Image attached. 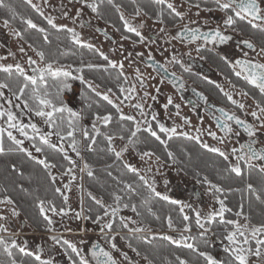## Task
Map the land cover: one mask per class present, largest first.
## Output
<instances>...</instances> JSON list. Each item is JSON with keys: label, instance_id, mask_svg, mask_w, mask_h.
<instances>
[{"label": "snow or ice", "instance_id": "obj_1", "mask_svg": "<svg viewBox=\"0 0 264 264\" xmlns=\"http://www.w3.org/2000/svg\"><path fill=\"white\" fill-rule=\"evenodd\" d=\"M26 3L31 4V0H25ZM69 4L76 3L81 7L76 10V17L81 15V10L83 8L90 9L92 13H97L99 11V5L97 0H68ZM187 2V0H185ZM112 3V0H109ZM158 4H164L165 0H156ZM44 4H48V0H44ZM199 9L200 4L191 5ZM0 7L7 8L8 14L15 19L17 13L15 9L4 4V0H0ZM113 7L119 12L120 8L118 5L113 4ZM168 9L171 10V14L180 19L184 18V14L176 10V7L169 3L167 5ZM34 10L40 15L44 16L43 11L36 5H33ZM203 11L206 12H219L222 13V19L217 23L215 28H211L207 31H202L200 27L190 28L188 25H184L183 33L178 31L172 39H180L182 41H187L191 44H196V52L200 53L202 49L206 48L208 45H212L213 48H218L220 45L228 44L229 41L233 39L232 35H228L229 31L241 35L245 31V26L252 30L259 31L264 34V0H213V6L205 7ZM141 14V9L137 8L135 15L139 16ZM199 15V13H197ZM63 16L68 18V13L63 12ZM21 22L29 29H34L39 33H46V29L38 26L33 22L31 18L20 17ZM47 24L55 29L56 32L66 33L70 42L74 45H78L80 48L93 50V45L82 40L81 35L75 31L73 28H69L66 25H57L55 23L54 16H46ZM120 20L123 22L124 31L127 33H133L139 38L142 43L145 37L141 34L138 27L133 26L125 19L123 13L120 14ZM75 22V21H74ZM164 23L163 20L159 21ZM83 26V25H81ZM3 27L10 28V20L5 18L3 20ZM143 24L139 25L142 28ZM11 34L21 40L25 37L17 31L14 27L10 28ZM161 32L164 31L163 28L160 29ZM107 34L105 33V36ZM122 39H128L127 36H122ZM45 43H49L48 36H44ZM202 43H199L201 42ZM27 42V41H26ZM244 48L255 51V46L248 39H243L239 42ZM32 51L35 52L38 57L37 60H33L28 57L27 64L31 67V74H28L24 67L20 63L13 64H0V73L6 75V80H0V100H5L8 107L5 108L0 104V121L3 124L0 125V154L5 152V137L9 142L10 150L22 153L29 160L34 161L37 165H40L43 171L47 174V178L53 184L57 180V176L53 175L52 169L56 168L55 163H50L47 159L49 153H58L63 157V160L68 161L69 167L66 170L61 171V176H69V181L64 185L66 191H71V186L73 182L77 179L75 171L77 168L76 162L70 159L68 152L65 150V142H67V147L76 154L77 157L81 155L80 140L77 136H82L83 140L88 142L86 147L88 150H92L93 145L97 142V137L102 135L100 127L97 124L107 128L111 123H113L114 117L109 112L107 114L95 113L92 117V129L91 132L84 126L81 125V120L83 119L82 112L73 111L67 104L64 103L63 94L65 91L71 89V84L69 80H79L81 85L85 86L89 92H91L95 97H98L100 101L106 102L115 109L116 113L119 114V119L116 121L120 123L122 121H131L135 126L131 128L130 134L127 136L129 143L133 142V138L137 136L138 133L144 132L149 136L159 141L160 144H165L166 141L161 139L157 131L154 129L152 123L148 120L136 121L133 115H126L123 113L120 105H123L125 101H132L136 99L137 86L132 84L131 86L125 88L124 84H127V77L124 75L123 62H115L109 59L108 56L104 55L103 52L96 50L97 55L104 61H107L108 68L116 69L117 76L116 81L119 88L120 95L123 99L117 104L110 98V93H113L112 88H107L105 92L97 91L99 85L93 84L91 80L85 79L82 73V66L73 69L72 65H61L55 58L49 59L43 50H38L29 44ZM21 53L25 52V49L21 47L19 49ZM9 55H12L9 53ZM141 55L140 53L136 54ZM244 57L248 56L247 52L243 53ZM258 55H264V47H261ZM127 58V57H126ZM6 59V57H0V60ZM149 60L152 59L151 54L148 57ZM220 59L225 63L229 64L234 74L245 81L246 84L250 85L253 89L257 90L260 96L259 100L254 99L255 108L258 111L253 110L249 115L254 121L259 122L258 124H251L246 122V120L241 119L235 114H229L224 109H217L220 116L217 117V127L221 129L224 133L223 136L217 137L216 133L209 132V135L214 140H218L219 143L223 144L225 139H230L232 135L240 137L241 131L245 133L248 137L247 142L241 143L239 147H233L231 153H227L218 147H212L206 143H201L199 136L190 137L188 133L177 132L176 127H165V125L157 123L155 128L159 130V133H163L168 139L179 134L185 136L189 139H195L198 144L209 152L216 153L223 158L224 161L228 162L226 169L229 173L234 174L235 177H242L245 170H250L256 168L261 174H264V147L257 149L255 145L257 143L264 144V63L254 62L250 59H236L234 62H230L226 55H221ZM171 63L179 64L180 61L173 56ZM151 66V65H150ZM89 69H99L100 65L88 64ZM181 67H184L181 64ZM158 70H163L167 73V68L164 65H158ZM238 69V70H237ZM187 71V68H185ZM135 79L139 82L140 89L145 88V84L139 69L135 70ZM75 73V74H74ZM174 76V74H173ZM121 77H123V83H119ZM178 79V78H176ZM12 81V82H9ZM163 83V81H161ZM183 83L180 87L183 88ZM4 89H7L11 94V99L5 97ZM159 91V90H157ZM149 93L144 92V97H148ZM199 96L200 94L197 93ZM227 96L228 101L239 108L241 111L245 109V104L239 103L233 99L231 95ZM241 95L248 97L249 93L247 91H241ZM153 100L156 99L155 96L151 97ZM202 100L203 96L200 97ZM86 101H90L91 104H96L97 107H102L98 101L92 100L90 96H85ZM13 100L17 101L13 105ZM91 104H86L85 107H90ZM173 104L171 97H168L167 103L164 108L167 109L169 105ZM21 105L23 109L29 113L34 114L39 117L43 123L47 126V131H41V129L35 123H22L18 116L13 112V107L20 108ZM130 106L137 109L141 116H144V105L141 102L131 103ZM179 109V105L175 106ZM152 119H156V113H152ZM176 115H179L177 111ZM183 119V118H182ZM233 122L235 128L229 124ZM184 123H188L184 120ZM143 125V127H142ZM121 127L124 125L121 123ZM16 132L23 139L17 138L13 133ZM199 132V129H197ZM104 139L107 141V150L109 152H114L116 160H120L122 152H115L113 148V140L116 139L114 135L103 134ZM55 136L59 144L51 141V137ZM119 139L124 140L125 137L121 135ZM29 141L31 147L36 153L43 154L44 159H38L33 155L31 151L24 147V142ZM169 160H175L172 152L167 150ZM153 155L150 151H145L141 154V159L145 157L151 158ZM230 156L234 159L235 163H232ZM159 158H157L158 160ZM124 168L128 172L133 173L136 179L143 182V187L145 190L160 201H165L172 205H179L178 218L180 219L181 226L177 227L174 224V218L169 214L166 218L167 228L169 231H179V238H173L169 235H163L158 237L164 241H167L171 245H175L177 248L188 249L191 253H194L197 258V264H264V222L259 224L251 223L250 216L244 211V204L239 205V210L234 211V216L238 219H231L226 217V213L233 212V209L228 207L226 204V198H221L223 193V188L217 184L212 183L207 176L203 178L202 183L207 186V192L214 199V205L207 213H202L201 210L192 208L189 204H182L178 200H172L167 195H163L156 191L154 183H149L146 176H142L140 172L132 167L130 164L124 163ZM14 172L18 169L13 165ZM81 173H86L89 178L93 177V171L91 166L84 162L79 168ZM148 171H151L149 168ZM111 175V173H109ZM119 183V181H118ZM124 187L129 191H134L131 184L125 183ZM247 192L250 195H255L256 200L261 204H264V196L257 194V189L253 187L251 183H246ZM22 191L24 189H21ZM47 191V189H46ZM264 191V189H262ZM60 194L62 196V204L58 207L55 201V195ZM88 198L92 200L99 209H102V214H96L93 223L99 226V232L103 239H105L110 247V251L103 247H100L96 243H92L91 247L87 249V255L83 253L81 248H78L76 244L72 243L67 239H61L56 235L49 237L53 241L54 245H61L64 250L65 256L68 257L69 264H118V261L113 256L114 252L119 251L117 249L114 241L116 240V234H118V229L126 230L130 236L141 233L144 231L151 232V228H145L140 226H130L136 225V221L130 217L119 216L121 210L122 197L113 192L112 198L115 202V206L105 205L103 200L97 199L90 192L87 193ZM0 205H12L11 215L17 217L20 213L15 209L13 199L4 194L0 197ZM35 207L39 211V216L42 217L43 221L46 222L45 228L48 232H53V217L55 216H67L69 209V197L61 192L59 187L54 189V194L52 199H42L37 197V203ZM124 208H131L137 216L140 215L135 204L129 205L128 203H123ZM186 209H191L195 217V227L199 230L200 243H191L189 241H195L197 238L192 236L190 233L192 231L190 216L187 214ZM92 209L87 210L84 207L83 198L80 201V211L75 212L74 218L76 220H88L89 216L86 212H91ZM149 213H152V209H148ZM49 213L51 215H49ZM119 216V222L117 224V217ZM107 218V219H106ZM7 220L6 216L0 215V221ZM243 221V222H242ZM215 229V231H214ZM71 231V229H67ZM9 232L8 227L5 224L0 223V234H7ZM188 233L189 235H185ZM209 233L213 235H218L220 239L226 241V245L223 248L224 258L218 259L214 257L209 251H207V246L209 243ZM129 237L121 236L120 239H128ZM156 236H151L149 238L143 239V243L148 244L152 239H156ZM81 244L86 243L84 240L80 241ZM129 247L131 245L129 244ZM15 250V251H14ZM133 252L140 255L136 248H132ZM16 252L20 254L19 258L16 256ZM43 249L39 246L35 251L27 250V245L21 246L15 239L7 237L5 235H0V254L6 257V259H0V264H53L51 258H42ZM123 260L127 261L128 264L132 262L128 259L126 254L121 253ZM90 257V259H89ZM30 258V259H25ZM147 259V257H145ZM177 264H190L188 260L181 258L179 255L176 256ZM149 264H152L149 261Z\"/></svg>", "mask_w": 264, "mask_h": 264}, {"label": "rangeland", "instance_id": "obj_2", "mask_svg": "<svg viewBox=\"0 0 264 264\" xmlns=\"http://www.w3.org/2000/svg\"><path fill=\"white\" fill-rule=\"evenodd\" d=\"M23 1L25 2V0ZM103 1L109 2V0H102V3ZM151 2L152 3H144L141 0H135L133 2V4L135 5L134 8L130 7L131 3H123L125 7L118 5L120 11H116V25L108 22V17L106 16L108 14L101 8H99L98 14L92 13L90 9L83 8L81 10V15L79 17H76V10L81 6L76 3L69 4L68 0H48L47 5L44 4V0H31V4H27L32 8L33 5H36L43 11L44 16L40 17L45 23H47V21L46 19H44V17L49 15L54 16L56 18L55 23L57 25H66L69 28L75 29V31L81 35L82 40L87 43H91L93 45V50L91 52H93L94 55H89L88 49H85V53H87L90 59L92 58L93 61L96 60V62L94 63L102 66L100 68L110 72V76L113 77V81H115L116 83L114 84V88L118 87V82L116 81V76L118 74L117 70L108 68L107 61L102 60L100 56L97 55L96 50H99V52H103L104 55L108 56L109 59L115 62H123V72L124 75L128 78L127 84H124V87L127 88L132 84H136L137 86V92L135 94L136 99L132 101H125L123 105H120L124 114L133 115L136 121H142L145 119L150 121L157 133H159V130L155 128L157 123L163 124L165 125V127H176L178 133L185 132L188 133L190 137L199 136L201 143H206L212 147H218L221 150L230 153L231 149L233 147H236V145L233 142L229 143L226 140L223 144H221L218 140L212 139V137L209 135V132H214V130L210 121L206 119L204 115L190 110L183 103V101H181L177 93L169 85H167L162 78L157 76L149 67V65L146 64V61H149V54H151L152 58L158 60L162 65L169 68L170 70L172 69L173 65L174 67L177 66L178 69H180L179 66L181 67V64H183L185 67L186 61L181 59V57L197 58V52L195 50L197 45H184L178 43L177 41L172 39L175 31L183 29L184 25H188L189 27H216L217 23L221 21L223 14L219 12L203 11L205 7L213 6V0H187V2H185V0H165L164 4H158L156 3V0H151ZM169 3L173 4L176 7L177 11L184 14L183 19L175 17L171 14V10L167 7ZM197 3L201 6L199 9L191 6ZM160 7H164L165 9L163 8V11H159ZM137 8L141 9V14L139 16L135 15ZM63 12L68 13V18H65L63 16ZM121 13H123L125 19L128 20L130 24L138 27L141 34L145 37L142 43L140 42L139 38L136 37L133 33H127L124 31L123 22L120 20ZM197 13H199V15H197ZM160 20H163L164 23H160ZM141 24H143V27L139 28V25ZM11 27L12 26L10 25V28ZM10 28H4L3 21H0V57H6V59L0 60V64L15 65L16 63H20L21 66L25 68L26 72L28 74H31V67L27 64V59L28 57H31L33 60L38 61V57L36 56L35 52L32 51V48L29 47V44H27L24 40L14 37L11 34ZM161 28L164 29L163 32L160 31ZM246 30L248 32L252 31V29L245 26V31ZM105 33L107 34L106 36H104ZM122 36H127L128 39H122ZM151 37H155L156 41ZM236 37L241 38L239 35H236ZM62 44L66 48L72 49L74 47L71 46L74 44L70 42L67 34L62 40ZM21 47L25 49L24 53H21L19 51ZM78 50L79 48H76V51ZM9 53H11L12 55H9ZM137 53H140L141 55L137 56ZM96 55L98 58L96 57ZM173 56H175L180 61L179 64L171 63ZM207 62L209 66H213L214 68L215 65L217 67L223 65L220 60L214 62L210 59ZM76 66L77 65L72 66L73 69L81 67L80 65H78L77 67ZM136 69H139L140 73L142 74L141 78L143 79L145 84L144 89H140L139 82L135 79ZM80 74L82 75V73ZM84 77L87 80L92 79L93 81H95L93 74L84 75ZM186 77L188 78V76ZM161 81H163V83H161ZM213 81L216 82L218 87H212L210 84H207L208 86H204L207 91L213 92L218 95H225V93H227L228 95H231L237 102L245 104V109L243 111L240 110L242 115H248L249 117H251V115H249L248 113L253 110L258 111V109L255 108L253 98H255V100H259L260 97H258L257 95L254 96L249 92L248 97L242 96L241 91L243 89L239 88L241 91L234 90L233 87L229 85V82L227 80H223V82L222 78L216 73ZM108 82H110L109 79L106 81L102 79V85L110 84ZM69 83L71 84V89L64 92L65 104H67L73 111L82 112L84 115V113L86 112V110L84 112L83 105V101L85 102L84 97L90 96L92 100L96 101L98 97H95L85 86L81 85L79 80H69ZM119 83H123V77H121ZM93 84L94 86L97 85L95 82H93ZM109 87L110 86L103 88L99 85L97 91L105 92ZM3 91L5 93V97L11 99V94L9 93V91L7 89H4ZM144 92L149 93V95L148 97L141 100L140 98L144 97ZM109 95L110 98L113 99V101L117 104H119L120 100L123 99V96L119 93V88L117 89V91H113V93H110ZM153 96L156 97L155 100L151 98ZM168 97L172 98L173 104L169 105L168 108L165 109L164 105L167 103ZM225 97L227 98L226 95ZM138 101L143 103L144 105V116H141L137 109H134L130 106L131 103H136ZM16 103L18 102L13 100V105H15ZM0 104H2L5 108L8 107L5 100H0ZM103 104L106 105L105 108L107 110L112 112L114 111L116 113L115 109L110 105H107L106 102H104ZM176 105H179V109L175 107ZM223 105L231 107L232 104L230 102L224 101ZM12 110L18 116V119L22 123H35L42 132L47 131V126L43 123V121L39 117H36L34 114L27 113L23 109L22 105L20 108L13 107ZM177 111L179 112V115H176ZM153 112L156 113L155 120L152 119L151 114ZM116 114L117 117H119V114ZM184 120H187L188 123H184ZM255 122L256 124L259 123L257 121ZM2 124L3 121H0V125ZM81 125L86 127L91 132L92 121L87 122L82 119ZM97 126L100 127V124H97ZM134 126L135 125L133 123L130 124V129ZM197 129H199V132H197ZM13 134L16 135L17 138L23 139V137H20L16 132H14ZM164 137L167 136L164 135ZM173 137H180L184 141L182 142L183 145L189 146L194 150H198V157L201 161V164H203L204 161L213 162L214 159H219L222 162L226 163L218 154L209 152L207 149L202 148L195 139H189L179 134ZM161 139L163 138L161 137ZM79 140L81 149L80 157H77L76 154L67 147V142H65V150L68 152L70 159L74 160L77 165L75 171L77 179L73 182L71 191H66L64 189V185L69 181V176H61L54 169H52L53 175L57 176V180L55 181L54 185L56 188L59 187L63 194L68 195L70 206L67 216L53 217V232L44 231L43 233H40L36 231L22 218L21 215L17 217H13L11 215V209L13 207L12 205H0V215L7 217V220L0 221V223L5 224V226L9 229V232L7 234L0 235H5L6 238L10 237L12 239H15L21 246L26 244L27 250L29 251H35L39 246L43 249L42 258H51L53 260V264H69V260L68 257L65 256L64 250L61 245H54L53 241L49 239V237L52 235H56L61 239H67L76 244L78 248H81L83 250V253L85 255H87V249L91 247L92 243H99L106 250H111L107 241L101 237L99 226L97 224L93 223V221L83 219L76 220L74 218L75 212L80 211V201L81 198H83L84 194V173H81L79 168L84 163L83 154L85 153V141L83 140L82 136H79ZM51 141L59 144L55 136L51 137ZM112 143L115 152H121L126 148V150L122 152V156L119 161L116 160L114 152H110L111 154H106V159H111L110 161H108V165L109 167H112V172L116 169L118 170V172H120L119 167L121 166L120 168L122 169V167H124V163H127L136 168L142 176H146L149 180V183H154L157 192L163 195H167L172 200H178L182 204H189L192 206V208L201 210L202 213H207L212 206H215L217 208L219 207L218 205H214V199L211 195L208 194L207 186L192 179V176L188 175V173L179 170V168L177 167V162L175 160H172L171 162L169 161L170 164L167 162L165 163L162 162L161 158L157 160V157L154 154L151 158L145 157L142 160L141 154L143 152L136 150L129 143H125L119 138L114 139ZM136 143L140 144L139 141ZM24 147L31 151L35 157L41 159L40 153L35 152V150L31 147V143L29 141L26 140L24 142ZM230 160L232 163H235L234 159H232L231 157ZM149 168L151 169V171H148ZM189 168L191 167L189 166ZM200 173L201 172H199L198 170V173L196 174L200 175ZM204 174L205 173L200 176L205 177ZM130 180L131 181L127 182L128 184L136 183L134 179L131 178ZM111 205L115 206V204ZM188 211H191V209H186L187 214ZM49 215L51 214L49 213ZM119 216L130 217L137 222L136 225L130 226L150 228L146 225H142L137 219L136 214L129 208L121 207ZM119 216L117 217L118 221ZM67 229H71V231H68ZM117 231L118 234L114 233L116 234V240L114 241V243L116 244L119 251L114 252L113 256L118 261V264H128L127 261L123 260L121 253L126 254L132 264H149L146 260L141 258L140 255H137L136 252H133L132 249L129 248V245L125 240L120 239L121 236H125L129 233L123 229H118ZM143 233H147L149 237L157 235L155 229L152 228L151 232L144 231ZM187 234L188 233H185V235ZM179 235V232H172L171 234H169V236H172L173 238H179ZM208 235H213V233H209ZM213 236L215 237L216 235ZM81 240H84L86 243L81 244ZM214 244L215 247L224 246V244L217 238Z\"/></svg>", "mask_w": 264, "mask_h": 264}, {"label": "trees", "instance_id": "obj_3", "mask_svg": "<svg viewBox=\"0 0 264 264\" xmlns=\"http://www.w3.org/2000/svg\"><path fill=\"white\" fill-rule=\"evenodd\" d=\"M112 1V4L104 1L102 3V0H97V3L100 2L98 4L99 8L103 9V11H106L108 14L106 15L108 17V22L116 25L115 19H117V10L115 7H113V4L118 3L116 5L125 7V3H131L130 7L134 8L135 5L133 2L135 0ZM141 1L144 3H152L151 0ZM4 4L15 9L17 17L13 19L8 14L7 8L0 7V21H3L5 18L9 19L10 25L25 37L24 41H27V44H31L38 50H43L49 59L55 58V60H57L61 65H68L70 63L72 66H82L81 62H83V76L93 74L95 81L92 79L91 80L97 85H100L103 88H106L107 86H110L112 89L114 88V84L116 83L113 81V77L110 76L111 74L109 71H105L102 68L89 69L87 67V65L90 63L99 65L94 63L96 60L93 61L92 58L90 59L88 56V54L93 56V52L88 51L89 53L87 54L85 53V49L80 48L78 45H71L74 46L72 49L66 48L62 44V40L65 38L66 33H58L55 29H52L42 20L40 15L23 0H4ZM163 8L164 7H160L159 11H163ZM20 17L31 18L38 26L45 28L46 33H39L34 29H29L27 25L21 22ZM45 34L48 36L49 43H45L44 41ZM76 48H79V50L76 51ZM6 79V75L0 73V80ZM102 79L105 81L109 79L110 82L108 83L110 84L102 85ZM117 89L118 87L114 88L113 91H117ZM64 97L65 95L63 94V99ZM97 101L100 105H102V107H97L95 104H91L90 101H83L84 112L86 110L83 115L84 121L91 122L93 114L95 113H100L103 115L109 112L113 115L114 120L113 123H111L107 128L100 125L102 135L97 137V142L95 145H93L92 150H88L86 147L88 142H84L85 153L83 154V159L84 162H87L91 166V170L93 171L92 178H89L86 173L83 174L84 207L86 210L88 208L92 209L91 212H86V214L89 216L88 220L93 221L95 215L98 213L102 214L103 210L99 209L98 206L88 198L87 193L90 192L97 199L103 200L107 206L108 204H115L111 195L113 192H115L117 195L122 197L120 207H123V203H128L129 205L135 204L137 210L140 213L139 216L136 215L139 222L144 226L146 225L152 229H155V232H157V238L152 239L148 244L143 243V239L149 238L147 233L141 232L131 235V237H129V234H126L125 236L129 238L124 240L128 245H131V247H129L130 249L136 248L139 251L141 258L146 260L148 263L151 261L152 264H177V255L185 260H188L190 264H197V260L199 258H197L194 253H191L188 249L177 248L175 245H171L167 241L158 238L163 235H169L172 232H179L169 231L166 223L167 216L171 214L174 218V224H176L177 227L181 226L180 219L178 218L179 205H172L165 201L156 199L145 190L143 187V182L136 179L134 174L128 172V170L124 167H122V169L120 168L121 166L119 167L120 172H118L117 169L112 172V167H109L108 165V161L111 159H106V154L110 152L107 150V141L104 139L103 134L114 135L116 138H119L121 135H123L125 139L122 141L129 143L127 136L130 134V124L132 123L131 121H122L117 123L116 121L119 119L117 114L114 111L112 112L107 110L105 108L106 105L103 104L104 102L100 101L99 98H97ZM86 104H91V106L85 107ZM121 123L124 125V127L120 126ZM158 135H160L163 140L166 141V145L160 144L159 141L155 140L144 132L138 133L137 136L133 138V142L129 144L140 152L150 151L157 158H161L162 162H167L170 164L172 160H169L167 152L165 151V147H167V150L173 153L179 170L188 173V175L192 176V179L200 183H202L204 178L200 175L205 173L204 176H207L212 183L223 188L221 198H226L227 206L233 209V212L226 213L227 218L237 219L233 213L234 211L239 210V205L243 203L244 211L250 216L251 223L259 224L264 222V204H261L259 201H257L255 195H250L246 189V183H251L253 187L257 189V194L264 196V191H262V189H264V178L259 171L255 169L245 170V173L242 177H235L234 174H231L227 171V163H224L219 159H214L213 162L204 161L203 164H201V161L198 157V150H194L189 146L183 145L182 142L184 141L180 137L168 139L161 133H158ZM77 137L79 140V135ZM138 141L140 144L136 143ZM40 156L41 159L45 158L43 154H40ZM47 159L50 163H55L57 165L54 170L60 175L61 171H64L67 169V167H69L68 161L63 160V157L58 153H49ZM13 165H15V167L18 169L17 172L12 170ZM189 166L193 169L189 168ZM198 170L201 172L200 175L196 174L198 173ZM109 173H111V175H109ZM131 178L136 182L131 184L134 191H129L124 187V184L131 181ZM55 188V185L48 180L47 174L43 171L40 165H37L34 161L29 160L22 153L10 150L9 142L5 137V152L0 154V197H2L4 194L9 195L13 199L14 206L19 211L22 218L33 229L40 233H43L47 230L45 228L46 222L43 221L42 217L39 216V211L35 207L37 203V197L42 199H52ZM21 189L24 190L22 191ZM55 201L59 207L62 204V196L60 194H56ZM149 208L152 209V213H149ZM129 209L131 208L129 207ZM188 215L190 216L192 228L190 234L197 238L195 241L189 242L200 243L199 230L195 227V217L191 211H188ZM116 222L118 223L119 221L117 220ZM215 237L219 239L224 244V246L226 245V241L220 239L218 235ZM215 237L214 239L216 240ZM224 246L211 247L209 242L206 250L209 251L214 257L223 259ZM16 256L19 258L20 254L16 252ZM145 257H147V259H145ZM0 259H6V257L0 254ZM25 259L27 260L30 258Z\"/></svg>", "mask_w": 264, "mask_h": 264}, {"label": "flooded vegetation", "instance_id": "obj_4", "mask_svg": "<svg viewBox=\"0 0 264 264\" xmlns=\"http://www.w3.org/2000/svg\"><path fill=\"white\" fill-rule=\"evenodd\" d=\"M195 27H200L202 31H207L211 28H215V27L210 28V27H202V26H195ZM195 27H190V28H195ZM182 30L183 29L176 30L173 36H175L178 31L181 33V35H184V33H182L183 32ZM250 32L246 30L244 31L243 34L239 35L241 38H238L236 37L237 35L236 33L229 31L227 34L232 35L233 39L229 41L228 44L220 45L218 48H213L212 45H208L206 48L202 49L200 53H197V58L181 57V59L186 61L185 62L186 66L185 67L179 66L180 69H178L177 66L174 67L173 65L171 70L166 67L167 76L165 77L162 76V74L158 72L157 69L155 68L156 66L162 64L154 58L149 60L152 63L151 66L149 65L152 71L157 76L162 78L163 81L177 93L181 101H183V103L190 110L195 111L198 114L204 115L206 119L210 121L213 130L218 137L223 136L224 133L221 131L219 127H217V117L220 116V113L217 111V109L222 108L229 114H235L241 119L246 120V122L248 123L256 124V122L248 115H242L240 109L237 108L235 105L232 104L231 107H227L223 105L224 101L229 102L224 94L218 95L213 92H209L204 87L207 84H210L212 87L215 86L218 87L216 82L213 81V78L216 73L222 78V81L227 80L229 82V85L233 87L234 90L243 89L244 91L252 93L254 96L257 95L258 97H260L257 90L253 89L250 85L246 84L245 81L238 78L234 74L232 67L220 59L221 55H226L230 62H234L236 59L243 58V59H250L258 63H264V55L258 56L261 47H264V34L255 30H252ZM151 38L156 41L155 37H151ZM243 39L250 40L255 46V51L244 48L243 45L239 43ZM174 40L184 45L191 44L188 43L186 40L185 41H182L180 39H174ZM199 43H202V41ZM244 52L248 53L247 57H244L243 55ZM210 59L214 62L220 60L223 65H220L218 67L215 65V68L213 66H209L207 61H209ZM206 65L209 66L210 68L207 67ZM185 68H187V71H185ZM186 76H188V78ZM181 83H183L184 85L183 88L180 87ZM197 93H199L200 95L198 96ZM201 96L204 97L203 100L200 98ZM229 124H231V126L235 128L233 122H229ZM240 131H241L240 137H236L235 135H232L230 139H225V140L229 143L233 142L236 145V147H239L241 143H245L248 140L247 135L243 133L242 130ZM255 147L259 149L261 147H264V144L257 143ZM252 169L257 170L256 168H252ZM262 175L264 178V174Z\"/></svg>", "mask_w": 264, "mask_h": 264}, {"label": "water", "instance_id": "obj_5", "mask_svg": "<svg viewBox=\"0 0 264 264\" xmlns=\"http://www.w3.org/2000/svg\"><path fill=\"white\" fill-rule=\"evenodd\" d=\"M183 33V32H182ZM105 36V35H104ZM147 65H151L152 63L150 61H146ZM157 69L158 72H160L162 74V76H167V73H164L163 70H158L157 66L155 67ZM100 247H102L99 243H97Z\"/></svg>", "mask_w": 264, "mask_h": 264}, {"label": "built area", "instance_id": "obj_6", "mask_svg": "<svg viewBox=\"0 0 264 264\" xmlns=\"http://www.w3.org/2000/svg\"><path fill=\"white\" fill-rule=\"evenodd\" d=\"M209 236V242H210V245L211 247H215V239H214V236L213 235H208Z\"/></svg>", "mask_w": 264, "mask_h": 264}]
</instances>
